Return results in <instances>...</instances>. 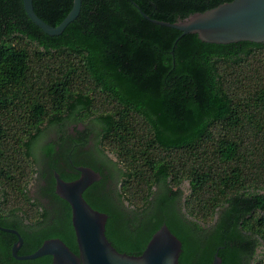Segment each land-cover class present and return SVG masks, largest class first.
<instances>
[{
  "label": "trees",
  "instance_id": "16d2710c",
  "mask_svg": "<svg viewBox=\"0 0 264 264\" xmlns=\"http://www.w3.org/2000/svg\"><path fill=\"white\" fill-rule=\"evenodd\" d=\"M229 1L82 0L79 16L49 35L23 0H0V226L20 232L19 255L54 237L79 252L72 207L55 193L53 174V209L27 191L47 123L62 126L67 166H58L52 145L41 148L44 162L66 181L80 165L101 173L83 195L108 215L118 251L141 254L165 222L182 242L179 264H211L217 250L223 264H264V42L181 36L135 5L175 22ZM33 3L57 26L74 0ZM79 123L95 134L87 156ZM17 210L34 224L5 215ZM16 239L0 229V264L35 261L14 258Z\"/></svg>",
  "mask_w": 264,
  "mask_h": 264
},
{
  "label": "water",
  "instance_id": "95a60500",
  "mask_svg": "<svg viewBox=\"0 0 264 264\" xmlns=\"http://www.w3.org/2000/svg\"><path fill=\"white\" fill-rule=\"evenodd\" d=\"M28 16L49 35H60L80 14L82 0H74L73 7L64 20L53 26L43 20L34 9L33 0H23ZM149 20L175 28L181 36L195 33L205 42L230 44L240 41L264 42V0H232L211 9L196 12L175 22L151 18L135 4ZM80 176L66 181L55 172L56 193L72 207V221L76 232L79 252H74L62 239L44 240L30 254L19 255L23 238L17 230L0 226L1 230L13 232L19 239L12 247L17 259H36L51 255L52 264H179L182 242L164 222L154 232L141 254L120 252L106 235L108 215L93 208L84 197L86 189L102 178L100 172L88 166H78ZM211 264H223L219 250Z\"/></svg>",
  "mask_w": 264,
  "mask_h": 264
},
{
  "label": "flooded vegetation",
  "instance_id": "af4514ba",
  "mask_svg": "<svg viewBox=\"0 0 264 264\" xmlns=\"http://www.w3.org/2000/svg\"><path fill=\"white\" fill-rule=\"evenodd\" d=\"M61 127H62L61 125L60 126H52V125H49L47 123L44 124L42 126V132H41L40 136L38 137V139L36 140L35 146L33 148V154L30 156L31 159H35V160L38 159V166H34V169H36V172L32 173V178L29 180V182L27 184V191L29 193V196L32 197V201H34L36 199H40L50 209H53L52 200H54L55 197L51 192H49V190H52L51 189L52 187L50 186L49 182L47 181V177L50 176V174H53V177L55 179V172H57V171L53 170L50 162L47 160V157H46L45 162L43 161V159H42L43 152L41 151V148L44 145H46V146L52 145L54 148V160L56 161L58 166L61 168L64 166H67L66 159L64 158V156L62 154V150H63L62 144H63L64 134H63V130H61ZM71 128H72V126H71ZM78 128L81 130V133H87L88 132V130H86V126L83 125L82 123H79ZM72 131H73V128H72ZM87 136L89 137V140L87 141L85 146L81 149V154L83 156H87L91 152H93L94 151V145H96L95 140H94L95 134L93 132H90V133H87ZM105 153L113 161H116L118 159L115 154H113L109 151L105 150ZM80 166H83V165H80ZM77 167H76V169H77ZM88 167H90V166H88ZM77 171H78V169H77ZM79 176H80V172H79ZM185 183L182 187H183L184 191L187 193L188 190H187V186ZM188 186H189V182H188ZM54 189H55V193H56V179H55V188ZM44 191H46L45 197L42 196ZM4 201H5V192L3 191V187L0 186V204H3ZM126 204H128V202H126ZM133 207H134L133 205L130 206V208H133ZM15 213L19 214L21 216L23 223L28 228L34 224L25 215V213L20 212L18 210L15 212H8L7 214L5 213V215L9 219H14L16 217ZM54 216H53V219H54ZM10 229L17 230L13 227H10ZM6 232H8V231H6ZM9 233H11L15 237H17V239L12 243V247H13L14 243L19 239V237L17 234H15L13 232H9ZM19 234H20V232H19ZM10 238L11 237H8V239H10ZM23 243H24V239H23ZM21 247H20V249H21ZM261 250L262 249L259 248L258 253L261 252ZM12 255H13V253H12ZM14 258H16V257H14ZM36 259H28V260H35L33 263H30V264H52L53 263L52 256H51V258H47V259H42V258L41 259L36 258ZM17 260H27V259H17ZM9 262L7 261L6 263L15 264L11 260H9Z\"/></svg>",
  "mask_w": 264,
  "mask_h": 264
},
{
  "label": "rangeland",
  "instance_id": "374dc122",
  "mask_svg": "<svg viewBox=\"0 0 264 264\" xmlns=\"http://www.w3.org/2000/svg\"><path fill=\"white\" fill-rule=\"evenodd\" d=\"M185 184H186V186H187V190H188V189H189L188 182H186Z\"/></svg>",
  "mask_w": 264,
  "mask_h": 264
}]
</instances>
